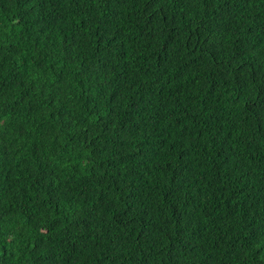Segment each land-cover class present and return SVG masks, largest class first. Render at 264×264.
Segmentation results:
<instances>
[{"label":"trees","instance_id":"16d2710c","mask_svg":"<svg viewBox=\"0 0 264 264\" xmlns=\"http://www.w3.org/2000/svg\"><path fill=\"white\" fill-rule=\"evenodd\" d=\"M0 264H264V0H0Z\"/></svg>","mask_w":264,"mask_h":264}]
</instances>
